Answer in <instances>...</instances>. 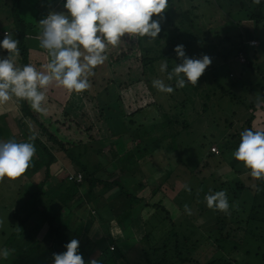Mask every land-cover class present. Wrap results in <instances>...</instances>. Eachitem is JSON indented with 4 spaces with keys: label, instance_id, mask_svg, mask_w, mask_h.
Wrapping results in <instances>:
<instances>
[{
    "label": "trees",
    "instance_id": "trees-1",
    "mask_svg": "<svg viewBox=\"0 0 264 264\" xmlns=\"http://www.w3.org/2000/svg\"><path fill=\"white\" fill-rule=\"evenodd\" d=\"M248 1L250 4L253 2ZM205 2L206 0H168V8L163 13L164 23L161 24L157 37H122L123 47L119 45L121 51L115 49L116 47L111 49L104 64L94 70L98 79L95 84H102L96 93L95 80L91 75L88 77V89L80 93L71 92L70 99L66 100L64 105L53 102V106H48L53 107L55 113L61 109L62 113L56 114V121L44 124L43 111L32 109L30 102L19 98L17 102L22 118L32 121L37 131L20 124V138L13 137L4 120L0 118V140L31 142L36 149L24 173L16 178H0V204L6 209L10 221L8 233L1 232L4 241L0 243V247L10 250V255L7 259H0V264H52V254L64 251L63 246L71 240L70 238L79 237L81 232L84 237L79 242L78 251L82 254L85 264L91 259L97 260L98 264H237L232 252L239 248L235 242L245 236L247 225L254 224L251 227L252 232H248L250 235L263 233V227L253 222L264 223V178L252 177L249 169L245 166L238 167L239 165L214 175L218 165L212 163L211 172L200 177L193 174L191 169L195 167H191L196 163L197 149L200 152L207 148V153L202 156V163L206 166H209L213 158L224 155V150L220 149L215 139L216 136L209 134L207 127L201 134L195 129V124L200 122L199 116L203 117L208 112L210 103L213 105L215 101L219 102L223 114H228V110L223 106L230 109L232 105H238L242 112L247 111L248 116L242 123L241 119L236 120L241 123L237 134L228 139L221 135L222 131L219 132L218 141L224 143L230 140L234 149L239 142L241 131L264 126V99L258 100V97H264V65L260 57H256L258 48L255 47V29L259 22H262L259 21L262 18H259L258 14L264 11V3H253L257 10L251 7V10H248L244 0H240L243 3L235 14H244L243 19L247 24L241 33H234V38H230L228 35H222L224 26L220 27L219 31L213 30L215 26L209 22L215 21L214 17L204 20L205 32L198 29L195 24L196 18H200L197 11L201 10L205 17V8H202ZM227 4L226 12L234 13L233 4ZM29 6L26 0H12L9 11L14 26L12 35L18 41L19 54L13 56L18 67L37 62L29 46H34L32 41L37 40L35 29L39 20L48 14L45 12L40 15L38 9L35 10L37 15L30 14L34 9ZM22 10L26 13V19ZM241 11L246 12L242 14ZM261 15L264 17V13ZM242 21L239 20V24H236L237 30ZM250 22L254 23V30L247 29ZM122 41L120 40L121 43ZM223 43L229 44L230 49L222 47V50L217 51L216 48L221 47ZM177 44H183L184 49L189 47L192 53L208 55L213 62H218V66L211 65L206 68L195 85L186 83L183 88L176 87L175 82L167 80V73L175 67L171 66L170 62L175 56L173 47ZM4 52L7 55V51ZM108 61L118 64L125 71L127 79L120 87H117L114 80L106 81L109 78V70L113 67L112 64L107 65ZM229 61L240 65L239 76L247 78L248 82L245 83L249 87L260 90L256 95L250 94L249 102L245 95L237 96L234 78L230 79L228 88L224 86L229 76L233 77L234 74L236 77L233 71L225 74L219 67L221 62L225 64ZM163 63L167 64L165 72L160 71V65ZM41 64L42 62L35 65H39L38 70H43ZM251 74L256 75L250 79ZM209 78L211 82L207 83ZM155 79L163 80L173 87L172 93L160 94L159 100L162 97L167 98V104L152 101L141 108L124 112L121 105L124 96L119 95V89H132L134 85L145 84L148 90L151 89L155 93V90L158 92L152 86ZM242 81L244 83L243 79ZM107 83L114 87L109 88ZM210 86L213 89L210 90ZM110 89L116 93H111ZM55 91L58 93V90ZM136 91L137 95H143L145 89L140 87L138 90L136 88ZM125 92L127 93V90ZM215 92L218 97L213 100ZM100 94H103L104 100L107 101L94 104L92 96L98 98ZM110 97L114 98L113 103ZM126 99L136 100L128 97ZM51 102L48 100L47 103L45 100L42 108L45 110L46 105ZM195 102L202 104V110H196V117L190 119L187 110H195ZM258 102L259 106L256 105ZM87 104H92L99 117V126L109 128L111 136L126 135L124 132L118 133L120 130H126V133L138 139V143L132 148V154L126 153L117 160L122 161L120 164H109L108 168L103 166V162L90 161L93 152L98 156L103 155L102 151L111 143V136L105 128L107 135L100 136L99 133V137H96L93 134L97 139L89 134L94 127L89 121L86 125ZM148 109L162 117L160 123L153 121L151 129L134 119L146 113ZM229 115L234 116L235 112L225 117L224 124L232 128L236 122L228 123ZM208 119L210 123H214L210 117ZM183 133L189 137L185 139ZM75 135L79 138L75 139ZM29 137L34 139L29 140ZM93 142L97 145L95 148ZM212 148L218 152L210 150ZM197 156L199 157V154ZM141 167L144 173L141 172ZM152 177L164 179L147 199L138 197L136 191L144 189L145 183L151 182ZM243 178L246 182L252 181V187L245 186ZM222 179L236 181L233 185H227V181L221 183ZM218 182L220 184L215 186L218 189L216 191H225L228 202L231 203L227 212L208 208L204 200L205 194L215 192L212 187ZM81 186H85L83 194L79 190ZM24 197L27 199L21 206ZM95 202L99 203L98 206L94 205ZM185 205L190 209V213L193 211L191 214L185 212ZM84 206H87L84 223L78 219L81 223L73 228L76 222L73 214L76 210L84 209ZM240 209L241 216H238L237 211ZM177 213L182 214L183 220L180 223V219L175 218ZM24 214L26 217H23ZM212 221L215 222L213 225ZM38 230L40 232L37 233ZM133 239L134 244L122 251L120 243ZM252 244L256 245L254 242ZM171 251H174V255L169 257ZM254 257V264L264 263V255L254 254Z\"/></svg>",
    "mask_w": 264,
    "mask_h": 264
},
{
    "label": "clouds",
    "instance_id": "clouds-1",
    "mask_svg": "<svg viewBox=\"0 0 264 264\" xmlns=\"http://www.w3.org/2000/svg\"><path fill=\"white\" fill-rule=\"evenodd\" d=\"M253 3L260 5L264 0ZM167 8L168 0H63L64 11L49 12L38 22L39 48L46 50L48 57L40 71L32 64L15 65L12 57L19 54L18 41L6 32L0 39V49L7 51L6 56L0 57V103L15 97L30 102L32 109L42 112L45 90L52 84L70 93L85 91L90 86L88 77L92 70L107 59L106 47L117 45L125 35L156 38ZM173 52L180 63L167 73V80H174L179 88L186 83L195 85L211 64L206 54L199 58L186 55L183 44L175 45ZM166 69V63L160 65L161 72ZM152 86L162 93L173 92V87L160 79L153 80ZM35 151L31 142L0 140V178H16L24 173ZM232 155L243 162L252 177L264 178V130L241 131ZM185 190H188L186 185ZM204 200L208 208L229 210L223 190L205 194ZM184 207L191 214L188 206ZM63 247V252L52 254V264H85L77 239H71ZM9 255V249L0 247V259ZM87 264L98 261L91 259Z\"/></svg>",
    "mask_w": 264,
    "mask_h": 264
},
{
    "label": "rangeland",
    "instance_id": "rangeland-1",
    "mask_svg": "<svg viewBox=\"0 0 264 264\" xmlns=\"http://www.w3.org/2000/svg\"><path fill=\"white\" fill-rule=\"evenodd\" d=\"M26 2H28V4H30L29 7H31V8L33 7V9H34V11H30V14L31 13L34 14L36 12L35 11L36 9H38L40 15H43L45 12L49 13V12H61V11H64V9H63V0H26ZM228 2H230V4H233L232 8H233V11L235 10L234 13H232V12L231 13H227L226 12L227 11L226 5H228L227 4ZM205 3H206L205 6H202V8H205V11H204L205 12V17H203V14H202L201 10L197 11V14L200 16V18L199 19L196 18L195 24L197 25L199 30H201L202 32H205L206 23H205L204 20H207L210 17H214L215 21L212 22L210 20L209 23L212 24L213 26H215V27H213L214 31H219L220 27L224 26L225 27V31L222 33L223 36L224 35H228L230 38H234V36H233L234 33L237 35V33H241L242 32L241 31L242 28H244V26H246V24H247L245 22V20L243 19L244 18L243 17L244 16L243 12H246V11H241L240 12V13L243 14V16L241 14H235V13L237 12L238 7H240V5H242L243 2H240V0H206ZM244 3H245L246 9L249 8V7H251V9H253L255 7L253 2H252V4H250V2L248 0H244ZM11 4H12V0L0 1V13H1L0 14V31L2 29H4V28L13 29L12 28V26H13L12 25V17H11L10 12H9L10 9H11ZM251 9L249 8L248 10H251ZM254 9L257 10V8H254ZM262 13H264L263 10L261 11V14ZM261 14H258L259 18H262V19L259 20V21H262V22H259L258 27L255 29L254 28V23L250 22L247 25V29H250V30H254L255 29L256 30L255 31V36H256L255 37L256 38L255 41L257 42V45L255 47L258 48V54L256 55V57L259 56L260 59H261L260 61L264 65V63H263L264 62V57L262 58V54L264 55V17ZM35 15H37V14L35 13ZM239 20H241V21L243 20V21L241 22V25H240L239 29L237 30L236 28H238V27H237L236 24H239ZM163 23H164V21L161 22V24H163ZM34 25L36 26L37 24H34ZM165 26L168 27L169 25L165 24ZM36 27L37 28L35 29L36 30L35 31V35H36L35 37L37 38V40L36 41H32L34 46H32V47L29 46V47H30V51L32 52V55H33L34 59L35 58L37 59V60L35 59L37 62L31 63V64L33 66H35L36 64H39V63L42 62V64H41V66H42V65H44L47 62L46 60L48 59V57H47L46 50H43V49L39 48V39H38V37H39L40 29H39V25H37ZM182 33H184V31ZM4 35H5V33H3V37H4ZM257 37L259 38V40H258ZM28 40H31V38H28ZM121 41H122V39H121ZM215 42H217V41H214V43ZM119 45H122V47H123V41H122V43L120 42L119 44H117L115 46L108 45L106 47V50H105L104 54L107 55L108 52L111 49L114 50L115 47H116L115 49H117L118 51H121V49H120L121 46L119 47ZM222 47L226 48L228 50L230 49V45L229 44L223 43L222 46L221 47H217L216 50L217 51L222 50L223 49ZM0 50H1L0 51V57L5 56L6 52H4V50H2V49H0ZM184 50H185L186 55H188L189 57L199 58L202 55V54H198V53H192V50L189 49V47L184 49ZM173 53H172V55H173ZM214 53H215V51H214ZM108 57L109 56H107V58ZM12 59L14 60L15 65L18 66L17 62L15 61V57H12ZM230 59L232 60V58H230ZM124 61L125 60H120V62H124ZM175 62L177 64L180 63V60L176 57V55L173 56V59L170 62V65L171 66L172 65L175 66ZM109 64H112L113 67H111V70L108 69L109 70V78L106 81H108V80L109 81L110 80L113 81L114 80L117 83V87H120L121 84L123 83V81L127 79V77L125 75V71L122 70V68L120 66H118V64H114L113 62L108 61L107 65H109ZM211 65L212 66H216V65L218 66V62H216V61L213 62L211 60V64L209 66H207L206 68L210 67ZM98 66H100V65H98ZM35 67L38 70L39 65H37ZM103 67H104V65H102L101 69H103ZM219 67H221V70H223V72L225 74H228L229 71H233L235 73L236 77H234V74H232L233 77L229 76L228 79L225 80V85L224 86L226 88H228L229 85H230L229 83H231L230 79L234 78V80L236 81V84H237L236 85L237 88L235 90V92L237 93V96L241 97V96L245 95L247 97V100H248V99H250V94L256 95V94H258L260 92V90L257 89L256 87H253V86L249 87L247 85V83H245L247 81L246 80L247 78H243V77L239 76V71H238V70H240V65L239 64L237 65L236 63H230V61L228 63H225V64L221 62ZM96 68H98V67L96 66L92 70V72H93L92 77L95 80L94 84L98 80L97 77H96L97 73H95V71H94V70H97ZM206 68H205V70H204V72L202 74L205 73ZM38 71H40V70H38ZM255 75L254 74L249 75L250 79L254 78ZM242 79L244 80V83H243ZM106 81H104V82L106 83ZM171 82H175V81L173 80ZM210 82H211V78L208 79L207 83H210ZM107 84H108L109 88L114 87V86L110 85L109 83H107ZM101 86H102V84H100L99 82L97 84H95V89H94L95 93H96V91H98V89ZM140 87L145 89V91L143 92V95H141V94L137 95L136 88L138 90ZM147 87L148 86L145 85V84L144 85L143 84H138L137 86L134 85V88H132V89L120 90L118 88L119 91H120L119 95L122 94L124 96V98H122L123 99V104L121 103V105L123 106V111L124 112H130L131 110H133L135 108H141V107L145 106L146 104H148L149 102H152V101H154V102L157 101L159 104H165V105L167 104V102H166L167 98L162 99L163 98L162 97L159 100L161 95H165V94L167 95V93H162L160 91L157 92L156 90H155V93H154L151 89L148 90ZM92 88H94V85H92ZM209 88H210V90L213 89L212 86H210ZM55 89L58 90V93L55 91ZM126 90H127V93L125 92ZM110 92L113 93V94L116 93L113 89H110ZM215 93H216V95H215V98L213 100H216L217 97H218V93L217 92H215ZM70 95H71L70 92H68L67 90L63 89L62 87L56 86L55 84L50 85L48 87V89L45 90V97H46L45 100L47 101V103H48V100H51L52 102L46 105L47 107L42 113V122L44 124H46L47 122L56 121V119H57V117H56L57 115L56 114H61L62 113L61 109L58 110L55 113L54 112L55 109H53V107L49 108L48 106H53V102L60 103V104L64 105L65 101L70 99ZM127 97L130 98V99L135 98L136 100H133V101L132 100H128V99H126ZM92 98H94L93 99V101H94L93 103L94 104H95V102L99 103V101L102 102V103L104 101H107V100H104L105 97H103V94H100L98 98L96 96H94V97L92 96ZM113 99H112V97H110V101L112 103H113ZM248 102H249V100H248ZM195 105H196L195 106L196 107L195 110H190V109L187 110V113H188L187 116H189L190 119L191 118L194 119V117H196V115H197L195 113L196 110L199 111V112H201V110H202V108H201L202 104H200L198 102H195ZM256 105L259 106V102L256 103ZM116 106L120 107V105H116ZM218 106H219V102L215 101V103L213 105H211V103H210L209 104V109L207 110L208 112L205 113L203 117L199 116L198 121H200V122L198 124H195V129H196L197 133L201 134V132H203L206 129V127H207V132L209 134L210 133L213 134V136H216L215 139H216L217 143H219L220 149L224 150L223 151L224 155H222V156L218 155L219 157H216V159L213 158L212 162L209 163V166H206V165H204V163H202V160H203L202 156L207 153V148L205 147V149L201 150L200 152L197 149L198 153L196 152V157L194 156L196 158V163H193L192 167H191V168L195 167V169H191V170H192L193 174L196 175L197 177H200L201 175H204L207 172L210 173L211 170L213 169V167L210 166L212 163L218 165L217 167H215V171L213 172L214 175L215 174L219 175V173H221L222 171L223 172L227 171L228 169L231 170L230 168L232 166L236 167L235 165H237V166L239 165L238 167L244 166L243 163L241 165V161H237V160L234 159L232 153H233V151L235 149L232 148V144H231V142H229L230 140L228 142H224V143L219 142L220 141L219 132L222 131L221 135L223 134L224 137L226 136L228 139L231 136H233L234 134H237L240 131L239 126L241 125L242 121L245 120V118L248 116L247 115L248 113H247V111L242 112V108L239 107L238 105H232V107H230V109L228 107H226V106H223V108L228 110V111H226V112H228V114H230L232 112H235L234 116H230L229 115V119H227L228 123H230V122L231 123L232 122L235 123L236 120L241 119V123L236 122L234 125H232V128H229L227 125L224 124L225 117L228 114H223L220 111V109H222V107L221 106L218 107ZM166 108L168 109V107H166ZM85 110H86V112H88V114H87L88 120L86 119V125L88 124V121H89L94 127L89 133L90 135H92V137H93V134L96 137H99V133H100V136L107 135V133L105 132V129L108 130L109 135L111 134V131L109 130V128H105L104 126L103 127L99 126V125H101L99 120H98L99 117H98L97 112L95 111V108L92 107V104L91 105L87 104L86 107H85ZM20 112H21V109H20V107L18 105L17 98H15V97H12L7 102L0 103V118H1V120H4L5 125H6L7 129L9 130L11 136L17 137V138H20V134L22 133L20 131V127H19L20 124H22L24 126L26 125V128H29L32 131H35V132L37 131V127H35V125L32 123V121H30L27 118H22V115H21ZM145 112L146 113H142L140 116L134 118L136 121H141L142 123H144V127L151 129L152 126H153V121L155 123H160L161 122V118L162 117L157 116V114H159V113L153 114V113H151V109H148ZM106 113L108 114L109 111H106ZM88 115L90 116V118H89ZM243 115H244V117H243ZM205 116H208V118L210 117L212 120H214V123H210L209 119L206 118ZM207 122H209L210 125ZM200 123H204V124H200ZM228 123H226V124H228ZM258 129L264 130V126L258 127ZM123 132L126 135H121L120 137H117L116 135H112V136L110 135L111 137L109 139H110L111 143L104 149V151H102L103 155L102 156H100V155L98 156L95 152H93L90 161H92L94 163L97 162V161L98 162H103V166H107L109 168L111 164H113L115 166H116L117 163L120 164L122 161L117 162V160L122 158L124 156V154H126V153L132 154V148L138 143V139L136 137H134V136L132 137L130 134L126 133V130L125 131H121V130L118 131V133H120V134H122ZM95 136L93 138L97 139ZM183 136L185 137V139H187L189 137L185 133H183ZM193 137H194V135H193ZM193 137H192V139H194ZM77 138H79V136L75 135V139H77ZM81 138L84 139V137H81ZM109 139H108V141H109ZM218 139H219V141H218ZM42 140L45 141L44 139H42ZM210 140L212 141V139H210ZM186 142L188 144L190 143L188 141H186ZM93 143H94L93 146L95 148L97 145L95 144V142H93ZM206 143H207V141H206ZM216 152H218V151L216 150ZM197 154H199V157L197 156ZM174 158H175V156L173 157V159ZM197 158H198V161H197ZM181 159H183V158L181 157ZM184 160H185V162L187 164L186 159H184ZM217 162H219V163H217ZM140 169H141V172L144 173V169L142 167ZM115 170H117V169H115ZM244 173H246V172H243V174ZM186 175H188V171L186 172ZM163 179H164V177H160V178L152 177L151 182H149V183L146 182L145 183L146 187L144 189H139L138 191H136L137 196L141 197V198H144V199H147L149 197V195H151L152 191L157 188L158 184ZM222 180L223 181H221V183L224 182V181H227L226 182L227 185L228 184L229 185H233V182L236 181V180H232V179H226V180L222 179ZM77 181L79 182V180H77ZM242 181L245 184V186L252 187V181H247L246 182L245 178H243ZM144 182H145V179H144ZM186 183L190 184L189 182H186ZM218 184H220V182L216 183L214 185V187H212L215 191L218 190L217 187H215ZM79 190H80V193L83 194L84 191H85V186H81ZM26 199H27V197H24L22 199L23 201L20 203L21 206L25 204ZM236 202H237V200H236ZM239 202H241V201H239ZM101 203H103V202H101ZM98 204H99L98 202H95L94 205L98 206ZM247 206H249V205H247ZM9 207H12V206H9ZM229 207H231V203H229ZM85 209H87V206L86 207L84 206V209L76 210L74 212L73 215L75 217V221L76 222L73 224V226H72L73 228H76L78 226V224L81 223V222L78 221V219H81L82 223H84L83 222L84 218L87 216V214H86L87 210H85ZM241 211H242V209L237 211L238 216H241ZM192 212L193 211H191V213ZM23 217H26V214H24ZM235 217H236V215H235ZM175 218H179L180 219L178 221V223H180L183 220L182 219V214H180V213H177ZM214 221L211 222L212 225H213V223H215ZM253 223H259V225L262 226L263 229H264V223H262V222L261 223L260 222H253ZM9 224H10V221L8 220L6 209L3 208L2 204H0V243H2L4 241V238H3L2 234H1V232L5 231L6 234H7L8 233V229H9L8 228ZM198 224H200V223H198ZM212 225H209V227H212ZM231 225L232 226H236L235 224H231ZM247 226H248V229L246 230L245 236L242 237V239H240L239 242H237V241L235 242V244H237L239 248H237L234 251H233V249H230V250L233 251L232 253L236 257L234 259L236 260L237 264H254V260H255L254 254H258V255L260 254L261 256L264 255V230L262 229L263 233H260V235H258V234L256 235L255 234L254 236H252L248 232L251 231V229H252L251 227L254 226V224L249 223ZM38 232H40V231L38 230L37 233ZM43 232L45 233V230ZM83 237H84L83 233L81 232L79 234V237H71L70 239H77L80 242ZM230 242H232V244L234 243L232 240H230ZM253 242L256 245L252 244ZM208 243H210V242L208 241ZM132 244H134V239L126 241V242H123V243H120V248H121L122 251H124V250L128 249V247L131 246ZM206 245L207 244H205V246ZM58 250H61V249H58ZM173 255H174V251H171L170 254H169V257H171Z\"/></svg>",
    "mask_w": 264,
    "mask_h": 264
},
{
    "label": "crops",
    "instance_id": "crops-1",
    "mask_svg": "<svg viewBox=\"0 0 264 264\" xmlns=\"http://www.w3.org/2000/svg\"><path fill=\"white\" fill-rule=\"evenodd\" d=\"M23 11L24 10H22V15H24L25 16V19H26V13H23ZM12 28L13 29H9V28H4V29H2L1 31H0V38L2 39L3 38V33H14L13 31H14V26H12Z\"/></svg>",
    "mask_w": 264,
    "mask_h": 264
},
{
    "label": "built area",
    "instance_id": "built-area-1",
    "mask_svg": "<svg viewBox=\"0 0 264 264\" xmlns=\"http://www.w3.org/2000/svg\"><path fill=\"white\" fill-rule=\"evenodd\" d=\"M5 34H6V33H5ZM211 150L216 152V149H215V148H212Z\"/></svg>",
    "mask_w": 264,
    "mask_h": 264
}]
</instances>
